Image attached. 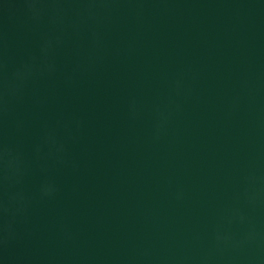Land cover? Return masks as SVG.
<instances>
[{
	"label": "water",
	"instance_id": "95a60500",
	"mask_svg": "<svg viewBox=\"0 0 264 264\" xmlns=\"http://www.w3.org/2000/svg\"><path fill=\"white\" fill-rule=\"evenodd\" d=\"M0 201V264H264V0H0Z\"/></svg>",
	"mask_w": 264,
	"mask_h": 264
},
{
	"label": "clouds",
	"instance_id": "9594fccd",
	"mask_svg": "<svg viewBox=\"0 0 264 264\" xmlns=\"http://www.w3.org/2000/svg\"><path fill=\"white\" fill-rule=\"evenodd\" d=\"M35 70V65H25L23 69L17 70L13 75L15 81L18 83H15L10 86V90L14 93L20 85L23 84V82L27 79L28 76L32 74V72ZM50 193L49 189L44 190V194L47 195ZM22 197H12L10 198V202H19ZM10 211V206L9 204H5L4 202L0 201V213H8ZM17 211H19V208H17Z\"/></svg>",
	"mask_w": 264,
	"mask_h": 264
}]
</instances>
